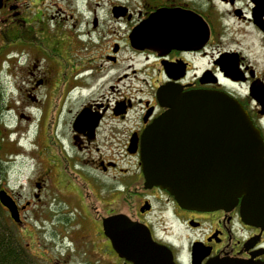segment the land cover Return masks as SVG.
<instances>
[{"label":"flooded vegetation","instance_id":"obj_1","mask_svg":"<svg viewBox=\"0 0 264 264\" xmlns=\"http://www.w3.org/2000/svg\"><path fill=\"white\" fill-rule=\"evenodd\" d=\"M154 13L160 43L134 45V29ZM28 33L43 34L37 44L47 52L28 54L25 70L14 64V105L7 107L2 84L0 110L4 152L6 139L20 144L15 134L33 137L31 147L0 155V192L16 207L13 216L0 197V231L17 239L26 264H133L105 234L103 221L115 214L147 224L176 264L264 261V220L244 196L226 208H183L167 190L145 186L140 153L144 129L164 111L158 90L169 84L236 99L264 152V0H0V55L30 43ZM172 34L174 42L166 41ZM12 118L26 127L11 130ZM24 157L33 160L27 174L12 181L10 169L24 170L5 164ZM156 200L165 219L185 227L186 245L170 227L155 231Z\"/></svg>","mask_w":264,"mask_h":264},{"label":"water","instance_id":"obj_2","mask_svg":"<svg viewBox=\"0 0 264 264\" xmlns=\"http://www.w3.org/2000/svg\"><path fill=\"white\" fill-rule=\"evenodd\" d=\"M157 16L134 29V45L160 43ZM175 38L172 34L166 41ZM157 97L165 110L141 136L145 186H159L183 208L204 211L233 206L244 196L245 205L264 220V152L259 131L241 104L222 91L184 90L176 84L161 87ZM0 197L15 216L11 198L4 192ZM103 227L119 256L133 264H176L171 249L155 241L145 223L115 214L104 219ZM204 264L264 261L217 256Z\"/></svg>","mask_w":264,"mask_h":264},{"label":"rangeland","instance_id":"obj_3","mask_svg":"<svg viewBox=\"0 0 264 264\" xmlns=\"http://www.w3.org/2000/svg\"><path fill=\"white\" fill-rule=\"evenodd\" d=\"M49 17V15H48ZM44 19H46V17H44ZM57 20V19H56ZM56 20H54V24H52V26H48V28L51 30H54V27L55 26V22ZM37 25H40V22H37L36 23ZM51 30V32H52ZM28 36H29V33H28ZM26 36V37H28ZM25 37V38H26ZM24 38V39H25ZM30 39H32L30 41V43H27L26 41H23L21 43H12L8 48L7 50L4 52L3 55H0V79H1V83L7 86H9V89L7 91L8 93V103H7V107H12L14 105V100H15V97H16V85H17V82L19 81V78L17 77V72H18V69L16 68V66H14V64H17L21 67V68H24V70L26 69V67L29 65V57H28V54H30L32 57H43L40 55L41 52L45 51L47 52V50L45 49V46H44V50L41 51V43L40 45L37 44L39 43L40 41H43V34L41 33H34V39L31 38L29 36ZM34 43V45L32 44ZM44 44V43H43ZM44 52V53H45ZM12 53H16V54H19L17 56H10L9 58V61H6L3 63V58L5 59L6 57V54H12ZM24 53V55H23ZM1 57H3L1 59ZM17 60H19V62H17ZM24 70L22 71V74H24ZM10 89H13V90H10ZM9 123L11 125H9L10 129H14V125L17 124V120L12 118ZM17 126L23 130L24 127H26L25 124H20L18 123ZM16 135V138H19V141H20V144L17 143V141L15 140H5V152H9L10 154L13 152V150L15 152H17V148L19 147H31L32 146V143H33V137L31 138L30 136L28 138H21L17 135ZM29 135L32 136V134L30 133ZM24 148V147H23ZM25 149V148H24ZM26 151V150H25ZM5 152L3 151V156H5ZM27 155V154H26ZM9 159H7L8 161L9 160H13L14 157H8ZM23 162L24 163H20V162H15V164L13 163H9V162H6L5 166H11V165H16L17 167H22V170H24V174H21V175H18V173H16L15 171H17L18 169H10V178L12 181H15V178H16V181H18L19 179H22L24 180V176L27 174V166L32 164L33 160H30V159H27L26 157L23 158ZM16 167V168H17ZM132 202L133 204L136 203L135 199L132 198ZM154 204L157 205V208H156V211L155 213L153 212L152 215L149 217L150 220L152 221V224L155 228V231L158 233V234H161L163 232V230L167 227V228H172L171 229V233H172V237L180 244H183V245H186L187 242H188V232L187 230H185V227L181 226V225H177L175 223H171V219L168 221L167 219H165V216H162L160 214L161 212V207L164 206V204L162 203V201H159V200H156L154 202ZM161 206V207H160ZM53 226L56 225V224H52ZM173 226L175 229H173ZM56 227V230H61V226H55ZM54 230V229H53ZM8 235V234H7ZM0 237H1V234H0ZM16 240V239H15ZM20 251H22L24 253L23 250H21L20 248ZM27 253V252H26ZM24 253V254H26ZM27 257H30L29 255H27ZM32 257V256H31ZM33 258V257H32ZM75 262V260H74ZM105 263H107V261H105Z\"/></svg>","mask_w":264,"mask_h":264},{"label":"trees","instance_id":"obj_4","mask_svg":"<svg viewBox=\"0 0 264 264\" xmlns=\"http://www.w3.org/2000/svg\"><path fill=\"white\" fill-rule=\"evenodd\" d=\"M4 97V87L0 79V110L5 101ZM3 137L4 134L2 131V123L0 121V155L4 149ZM0 166H2L1 161ZM0 234V264H26V262H28L27 255H24L23 252L20 251V248L22 246L19 245L17 239L15 240V237L13 235H7V233H5L4 231L2 232V230L0 231ZM21 250L23 249L21 248Z\"/></svg>","mask_w":264,"mask_h":264}]
</instances>
